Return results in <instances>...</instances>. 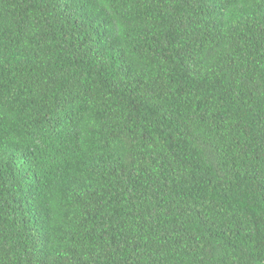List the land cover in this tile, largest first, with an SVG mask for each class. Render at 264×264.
<instances>
[{"label":"trees","instance_id":"obj_1","mask_svg":"<svg viewBox=\"0 0 264 264\" xmlns=\"http://www.w3.org/2000/svg\"><path fill=\"white\" fill-rule=\"evenodd\" d=\"M0 264H264V0H0Z\"/></svg>","mask_w":264,"mask_h":264}]
</instances>
